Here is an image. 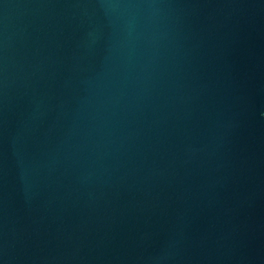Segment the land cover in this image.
<instances>
[{"label":"water","instance_id":"1","mask_svg":"<svg viewBox=\"0 0 264 264\" xmlns=\"http://www.w3.org/2000/svg\"><path fill=\"white\" fill-rule=\"evenodd\" d=\"M0 264H264V0H0Z\"/></svg>","mask_w":264,"mask_h":264}]
</instances>
